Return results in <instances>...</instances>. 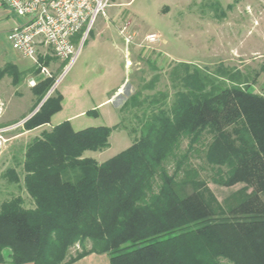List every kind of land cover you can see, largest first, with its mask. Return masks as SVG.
I'll list each match as a JSON object with an SVG mask.
<instances>
[{"label":"trees","instance_id":"obj_1","mask_svg":"<svg viewBox=\"0 0 264 264\" xmlns=\"http://www.w3.org/2000/svg\"><path fill=\"white\" fill-rule=\"evenodd\" d=\"M257 69L250 78L177 62L172 97L139 89L125 99L120 111L132 113L137 134L105 162L83 153L107 148L117 124L74 130L64 120L33 136L15 162L22 178L13 166L2 173L10 183L22 180L31 201L15 195L0 203V263L71 264L106 253L109 264H264V94L249 82L264 73V60ZM5 75L13 84L22 77L9 63L0 68ZM52 76L30 88L35 100L25 116ZM61 101L54 90L22 128L49 124ZM207 179L241 186L218 201ZM76 244L81 250L71 255Z\"/></svg>","mask_w":264,"mask_h":264},{"label":"rangeland","instance_id":"obj_2","mask_svg":"<svg viewBox=\"0 0 264 264\" xmlns=\"http://www.w3.org/2000/svg\"><path fill=\"white\" fill-rule=\"evenodd\" d=\"M20 21L15 14L0 18V58L17 53L6 40L5 29ZM149 33L156 34L155 42L147 41ZM85 37L69 66H63L64 62L49 54L42 57L49 58L47 64L42 63L55 77L48 97L58 91L62 107L45 127L24 130L21 125L6 133L7 141L0 149V203L19 195L30 206L22 180L10 183L2 173L13 166L22 178L21 167L15 162L22 159L26 142L52 125L68 120L71 128L80 130L117 124L118 128L110 133L107 148L83 153L98 162H105L127 148L137 134L131 131L137 128V120L132 113L120 111V107L139 89L143 94L166 91L172 97L174 88L169 71L177 62H188L212 72L220 66L238 69L252 78L264 60V0H109V6L97 15ZM18 65L26 70V80L31 78L37 84L45 78L40 71L30 72L34 66L27 57L22 56ZM155 77L153 88L144 89L143 85ZM6 82L4 78L0 87L8 89L10 100H0V114L10 118L6 123H12L29 113L35 99L28 82L15 90ZM249 82L253 91L264 94V73ZM118 87L120 91L116 92ZM88 110L94 111L87 113ZM200 160L192 157L191 163L200 166ZM208 174L206 169L200 171L203 178H208ZM207 183L218 201L241 186L223 187L209 179ZM80 250L76 244L69 253L74 255ZM96 256L108 264L106 255Z\"/></svg>","mask_w":264,"mask_h":264},{"label":"built area","instance_id":"obj_3","mask_svg":"<svg viewBox=\"0 0 264 264\" xmlns=\"http://www.w3.org/2000/svg\"><path fill=\"white\" fill-rule=\"evenodd\" d=\"M10 13L21 18L7 31L6 40L21 56L33 61L44 77L51 71L39 58L51 55L63 66L75 61L79 49L98 14L104 13L109 0H0ZM147 41L157 36L149 33ZM30 86L35 82L28 81ZM25 118L15 123L0 125V149L7 141L6 133L21 126Z\"/></svg>","mask_w":264,"mask_h":264},{"label":"crops","instance_id":"obj_4","mask_svg":"<svg viewBox=\"0 0 264 264\" xmlns=\"http://www.w3.org/2000/svg\"><path fill=\"white\" fill-rule=\"evenodd\" d=\"M1 7H3L2 5H1V3H0V18L2 19V18H7L10 14H13V13H10L9 11H7V9H4V10H2L1 9ZM5 24H6V22H4ZM11 25V23L7 26V28L5 29V33L7 34V31L12 27V26H10ZM13 49V48H12ZM16 51V50H15ZM21 58H22V56L17 52L16 54L15 53H13V54H7V55H3L2 56V58H0V68H2L3 67V65H5L6 63H9V64H12V65H14V66H16L17 67V69L19 70V71H21V73H22V77H21V79H20V81L17 83V84H13L12 83V79L10 78L11 76H8V75H5L4 77H2V78H0V82L5 78V79H7V82L9 83V86H10V88H12V89H17V87H19V86H21L23 83H24V81L25 82H28L31 78H29L28 80H26V76H27V72H26V70H24V69H21L20 67H19V62L21 61ZM34 66V65H33ZM33 70V67H31V69H30V72ZM33 72V71H32ZM9 80V81H8ZM6 82V85L8 84ZM32 86H30V88H31ZM120 88L121 87H118L117 88V91L116 92H118V91H120ZM6 90H4V89H1V87H0V100H6V102H8L9 100H10V96H9V94H8V89L7 88H5ZM31 89H29V91H30ZM30 93L32 94V92L30 91ZM33 95V94H32ZM34 96V95H33ZM34 99H35V97H34ZM30 100H31V98H30ZM10 118H7L6 116H3V114L1 113L0 114V125H5V124H8V123H6V121H8ZM4 123V124H3ZM50 124V123H49ZM49 124H47V125H49ZM47 125H43V126H41V127H45V126H47ZM41 127H38V128H41ZM96 255H106V257H107V259H108V256H107V254L106 253H100V254H98V253H90V254H88V255H86V256H84V257H82V258H80V259H78L77 261H75V262H73V263H71V264H100V263H102L103 264V261H104V264H105V262H106V260L104 259V258H102V257H98V256H96ZM0 264H11V263H0ZM22 264H33V263H31V261L30 262H27V263H22ZM108 264H109V259H108Z\"/></svg>","mask_w":264,"mask_h":264},{"label":"water","instance_id":"obj_5","mask_svg":"<svg viewBox=\"0 0 264 264\" xmlns=\"http://www.w3.org/2000/svg\"><path fill=\"white\" fill-rule=\"evenodd\" d=\"M54 85H55V84H53V86H54ZM53 86L50 88V90L47 92V94L42 98V100H41L40 102L37 103V106L35 107V109H34V110L32 111V113L29 114L28 116H30V115H32L34 112L38 111V108L42 105V102H44V101L46 100V98L48 97V95H49L51 89L53 88ZM28 116H26L25 119H27Z\"/></svg>","mask_w":264,"mask_h":264}]
</instances>
